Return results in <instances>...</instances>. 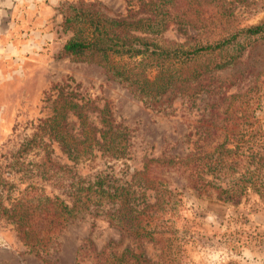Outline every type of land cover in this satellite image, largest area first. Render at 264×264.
I'll return each mask as SVG.
<instances>
[{"label":"rangeland","instance_id":"rangeland-1","mask_svg":"<svg viewBox=\"0 0 264 264\" xmlns=\"http://www.w3.org/2000/svg\"><path fill=\"white\" fill-rule=\"evenodd\" d=\"M80 1H100L107 9L123 13L128 6L127 0H0V172L19 188L27 181L19 182L18 169L27 162H40L42 154L37 149L21 153L22 144L51 114L47 97L55 93L53 84L67 80L75 79L80 90L97 98L101 105L107 102L131 134L128 158L116 160L113 170L100 152L93 164L89 160L75 164L61 152L57 142L53 143V155L59 162L73 165L86 178L92 179L99 168L113 171L121 180H132V174L142 169L148 158L173 156L190 160L183 167L176 166L171 174L180 184L186 182L192 168L198 172L199 165L211 161L219 164L217 158L222 155L224 166H236V155L217 146L222 141L234 150L235 144H242L237 136L246 133L247 138L256 126L258 137L264 139V30L240 35L209 60H233L232 65L217 71L215 84L220 85L221 93L214 99L206 94L195 103L177 99L172 112H157L108 78L99 64L60 55L73 34L63 22L65 4ZM132 1L136 6L140 4L139 0ZM168 3L174 13L163 37L166 42L184 46L212 41L238 28L264 22V0ZM179 25L188 27L187 35L177 29ZM224 91L225 96L218 97ZM254 106L258 107L257 121L249 129ZM44 138L49 137L45 134ZM246 154L238 160L242 169L248 161ZM197 155L200 159H195ZM203 175V183L223 180L222 175ZM44 186L48 192L70 199L62 189ZM105 212L90 209L73 218L47 256L51 264L97 263L98 253L121 256L126 248L129 252L123 255L127 264H264V198L253 190L235 206L215 200L214 195L194 196L183 191L165 230H131L115 224ZM135 231H153L158 241L135 236ZM166 237L171 239L169 243ZM44 263L24 244L12 223L0 217V264Z\"/></svg>","mask_w":264,"mask_h":264},{"label":"trees","instance_id":"trees-1","mask_svg":"<svg viewBox=\"0 0 264 264\" xmlns=\"http://www.w3.org/2000/svg\"><path fill=\"white\" fill-rule=\"evenodd\" d=\"M127 1L126 13L111 11L100 1L65 4L63 22L73 34L60 55L99 64L108 78L157 112H172L177 99L195 103L205 94L214 99L221 93L220 85L215 84L217 71L232 65L233 60H209L240 35L264 30L263 22L238 28L212 41L184 46L166 42L163 37L173 19L170 0H139L138 6L132 0ZM177 29L187 35V26L179 25ZM80 86L75 79L53 84L55 93L47 97L51 114L39 124V131L22 144L21 153L28 154L34 149L42 153L40 162L33 165L27 162L18 169L19 182L27 183L19 188L0 172V217L12 223L20 239L43 258L44 264L52 263L47 256L61 231L78 214L90 209H96L97 213L105 209L106 216L115 224L131 230H165L183 191L194 196L214 195L215 200L234 206L251 190L264 198V139L258 137L259 126L251 128L257 121V106L251 110L248 137H244L246 133L237 136L242 144H235L234 150L225 146L226 140L217 145L236 155L233 159L236 166H224L226 159L222 155L217 158L219 164L211 161L199 165L198 172L192 168L181 186L171 174L176 166L189 164V159L150 157L142 169L132 174V180H121L111 170L116 160L128 158L129 127L115 118L107 102L101 105L97 98L81 91ZM224 96L225 91L218 97ZM56 142L75 164L88 160L93 164L100 152L112 169L97 168L92 179L83 177L73 165L62 164L53 155ZM245 153L248 161L242 169L238 160ZM197 158L200 159L198 155ZM122 163L127 165L125 161ZM203 174L222 175L223 180L203 183L200 180ZM44 184L62 189L70 199L48 192ZM134 233L158 241L153 231ZM170 241L165 238V242ZM125 251L129 252L127 248ZM123 252L121 256L110 252L105 257L98 253L99 261L89 264H127Z\"/></svg>","mask_w":264,"mask_h":264}]
</instances>
